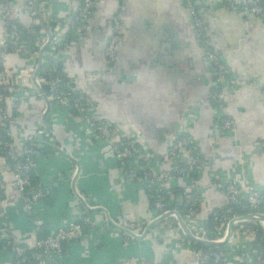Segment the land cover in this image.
<instances>
[{
  "label": "crops",
  "instance_id": "crops-1",
  "mask_svg": "<svg viewBox=\"0 0 264 264\" xmlns=\"http://www.w3.org/2000/svg\"><path fill=\"white\" fill-rule=\"evenodd\" d=\"M238 1L195 0L203 11V39L184 0H98L97 14L80 33L57 49L50 44L40 62L49 40L45 25L53 43L59 35H68L83 0H38V7L36 0H10V20L28 35L35 34L38 50L28 49L24 41V51L15 47L6 57L5 73L15 82L10 90L15 97L7 94L1 101L7 115L5 131L18 153L27 144L38 146L34 187L41 185L50 193L32 200L29 210L26 198L34 199L36 191L28 196L19 191L12 165L0 151V226L5 231L0 264H15L8 241L34 256L41 240L72 224L85 229L83 238L66 244L64 257L50 264H198L202 251L172 217L157 222L143 237L158 219L147 187L127 179L111 143L87 126L82 112L49 98L48 105L36 91L48 57L59 61L66 80L94 105L95 119L109 123L147 152L167 153L183 126L188 127L205 165L197 178L172 180L175 190L195 191L171 199L172 210L183 218L194 199L195 219L205 227L212 211L227 206L228 195L214 186L216 181L238 180L264 198V18L232 8L230 3ZM2 2L0 45L7 35ZM116 14L121 16L123 39L111 73L105 50ZM208 48L220 53L240 80L227 92L225 103L235 123L233 133L219 129ZM45 131L41 143L39 135ZM176 161H150L142 167L162 173L172 170ZM108 215L125 228L146 224L143 238L120 230ZM206 229L210 235L211 228ZM222 246L230 264H239L242 257L250 264H264L243 235L234 233Z\"/></svg>",
  "mask_w": 264,
  "mask_h": 264
},
{
  "label": "built area",
  "instance_id": "built-area-1",
  "mask_svg": "<svg viewBox=\"0 0 264 264\" xmlns=\"http://www.w3.org/2000/svg\"><path fill=\"white\" fill-rule=\"evenodd\" d=\"M97 1L98 0H83L78 15L71 25L70 33L68 35H59L54 43L52 38L50 44L54 45V49L63 45L69 40L70 36L80 33L89 19L97 14ZM184 1L194 19L197 33L204 39L205 25L203 21V11L199 10L195 0ZM226 1L230 2V0ZM263 1L264 0H239L238 2H231L230 5L244 15H256L264 18ZM1 13L6 19L7 35L0 45V105L2 98H4L5 95L3 93L4 91L7 92L10 97H15L10 91L12 86L15 85V82L5 73L6 57L9 52L13 51L11 50L13 47H16L20 51H24V46L20 41L18 29L16 25L10 21V17L13 14L10 0H3ZM112 22L113 29L111 36L106 43L105 50L108 69L111 73L117 64L119 47L123 39V27L120 14H116ZM207 57L214 78L212 99L218 111L219 129L223 133H233L235 123L226 113L225 103L227 92L236 89L237 85L240 84V80L234 75L220 53L208 48ZM58 70V64L56 62L50 74L42 79V82H39L38 79H36L37 88L39 89L36 91L42 94L40 88L43 90V86H47L49 95H47L44 90L43 91L46 94L47 99L49 98L51 102L64 108L82 112L87 126L111 143L116 157L121 162L122 169L125 172L127 179L129 181H139L147 188L156 190L157 196L152 204L155 212L154 219L174 211L170 206V200L175 196H183L186 193L191 194L194 192V189L188 188L184 193H175L171 186L172 180L178 174L183 173V170L176 166H174L172 170L162 173H155L150 167H142V163H149L150 161L161 163L182 157L185 158L186 164L189 166V171L196 170L199 173L202 172L204 168V160L202 156L198 157L194 155L197 146L190 137L187 126H183L180 133L171 141L167 153L156 155L147 152L145 149L140 148L131 137L118 133L109 123L95 119L93 116L95 111L94 105L86 99L84 95L79 93L70 81L64 79L63 74ZM6 119V113L1 110L0 151L6 156L12 165L15 173V185L19 191L25 196H28L29 191L32 189L36 191L33 195L34 199L30 198V196L26 198L28 209L31 210L33 208L32 200L43 199L50 193L48 189H44L41 185L34 187L35 184L33 183L32 171L35 167L36 158L39 155L40 149L36 145H28L22 149L21 153H18L14 143L7 135H5ZM214 186L217 189L226 192L230 202L221 210H214L211 212L209 218L213 220V227L210 230L212 233L208 235L205 225L195 219V213L198 207V201L196 199L191 202L186 217L183 218L180 215L182 220L186 223L196 238L213 241H223L228 235L230 223L234 221L232 235L234 233L243 235L250 245L252 252L262 259L264 263V251H259L253 244L254 241L258 239V235L261 234L262 237H264V222L241 220L240 217L244 215L238 214L235 211V208L231 206V204H234L243 207V209H249L251 212L245 215L257 214L264 218V211H262L264 209V198L262 194L249 184H241L238 180H232L227 183L216 181ZM170 217L179 223L178 215L172 214ZM86 220L91 224V228H97L94 221H90L89 219ZM250 222H254V224H251ZM145 225L146 224L130 225L127 229H130L138 236H142ZM179 225L181 226L180 223ZM84 230L85 229L82 226L76 224L60 228L39 242V251L34 256H30L24 246L15 245L10 241H8V244L11 248V252L14 254L15 264H50L62 259L66 253V244L83 238ZM4 233V228L0 226V243L3 241ZM129 241L130 237L128 236L124 245L128 246ZM229 258L230 257L226 255V253L216 250H202L198 264H230ZM238 263L250 264V261L242 257L239 259Z\"/></svg>",
  "mask_w": 264,
  "mask_h": 264
},
{
  "label": "trees",
  "instance_id": "trees-1",
  "mask_svg": "<svg viewBox=\"0 0 264 264\" xmlns=\"http://www.w3.org/2000/svg\"><path fill=\"white\" fill-rule=\"evenodd\" d=\"M263 4H264V1H263ZM14 25H15V23H14V21L13 20H10ZM17 24V23H16ZM17 29H18V32H19V34H20V41H21V43L23 44L24 43V41H26L27 43H26V46L25 47H27L28 49H30V50H38V47H36V45H35V43H36V36H35V34H29L28 35V33H26L27 31L26 30H23L20 26H18L17 25ZM13 49H15V47H13L11 50H13ZM57 62V64H58V69L60 70V64H59V61H52L51 60V58L50 57H48V58H45L44 59V63L42 64V68H41V70H40V72H39V76L40 77H42V79H44V78H46L47 76H48V74H50V72H51V70L53 69V67H54V64ZM58 70V71H59ZM58 71H57V73H58ZM60 73H62L61 72V70L59 71ZM63 76H64V74H63ZM64 79H67L65 76H64ZM43 90L45 91V93L47 94V95H49V92H48V87L47 86H43ZM1 92H3V91H1ZM5 95H7V92H3ZM1 110H3L2 109V106H0V111ZM6 135V134H5ZM27 145H29V144H27ZM31 145V144H30ZM194 155L195 156H201V154H200V151L198 150V149H196L195 151H194ZM181 158L182 157H180V158H178L177 159V163H176V167H178L179 169H181V170H183L182 172L183 173H181V174H178L177 176L179 177H192V178H197L198 177V175H199V172L198 171H196V170H192V171H189V166L186 164V161H184V160H181ZM204 162V161H203ZM205 165V164H204ZM186 170V171H185ZM33 183H34V181H33ZM35 184V183H34ZM148 189V193H149V195H150V197H151V202H152V204H153V202H154V200H155V197L157 196V192L154 190V189H150V188H147ZM174 191H175V193L176 194H180V193H184V191H181V190H175L174 189ZM195 192V191H194ZM194 194V193H193ZM170 206L174 203V201L173 200H170ZM173 202V203H172ZM230 202V201H229ZM228 202V203H229ZM231 206H233L234 208H235V211L238 213V214H240V215H245V214H248V213H250L251 211L249 210V209H243V207H241V206H236V205H234V204H231ZM216 210H221V208H219V209H216ZM262 211H264V209L262 210ZM182 214V213H181ZM251 224H254V222H250ZM206 227L207 228H211L212 229V227H213V220L211 219V218H209V221H207V225H206ZM192 243L196 246V247H198L199 249H201V250H216V251H219V252H222V253H226V250H225V248H224V246H221V247H211V246H209V245H205V244H203V243H200V242H194V241H192ZM254 246L255 247H257L258 248V250L259 251H264V237H262V235L260 234V235H258V239L256 240V241H254ZM0 245H1V243H0ZM30 256H32V255H30Z\"/></svg>",
  "mask_w": 264,
  "mask_h": 264
},
{
  "label": "water",
  "instance_id": "water-1",
  "mask_svg": "<svg viewBox=\"0 0 264 264\" xmlns=\"http://www.w3.org/2000/svg\"><path fill=\"white\" fill-rule=\"evenodd\" d=\"M36 5H37V7H38V0H36ZM39 15H40V17H41V14H40V13H39ZM41 18H42V17H41ZM44 25H45V23H44ZM45 27H46L47 32H48V35H49V40H48V42L46 43V45H45V46L42 48V50H41V53H40V62H41V60H42V55H43V53H44V50L47 49V47L50 45V43H51V41H52V34H51V31L49 30V28H48L46 25H45ZM40 67H41V64H39V66H38V69H37V71H36V76L38 75V72H39ZM40 91L42 92L43 97L47 100L48 105H50V102H49V100L47 99V96H46V94L44 93V91H43L41 88H40ZM47 129H48V128H47ZM46 133H47V131H45V132L41 133V135H39V138H40L39 141H40L41 143H44V141L42 140V137H43ZM51 146H52V145H51ZM54 148H55V149H58V148H56V147H54ZM58 150H60V149H58ZM102 210H103V209H102ZM172 214H176V215H178L179 222H180L182 228L184 229L186 235H187L188 237L192 238L193 240H195L196 242H200V243H203V244H205V245H209V246H211V247H221V246L224 245L226 242H228V241L230 240V238H231L232 230H233V227H234V221H232V222L230 223V225H229V232H228V235H227V237H226L223 241H213V240L199 239V238H196V237H194V236L192 235V233L190 232L188 226H187L186 223L182 220V218H181L180 214L178 213V211H172V212H170V213H168V214H165V215L161 216V217L158 218L157 220L153 221V222L147 227V229L145 230V233H144L143 237H145V236L147 235V233L149 232L150 228H151L152 226H154L157 222H160V221H162V220H164V219L170 217ZM107 218H108V221H109L111 224H113V225H115L116 227L120 228V230H122V231H124V232L130 234V235H131L132 237H134L135 239H142V238H143V237H141V236L136 235V234H135L133 231H131L130 229H127V228H125V227H121V226H119V225H116V224L114 223V221L111 219V217H110L109 215L107 216ZM240 219H241V220H250V221H261V222H264V218L261 217V216H259V215H257V214L244 215V216H241Z\"/></svg>",
  "mask_w": 264,
  "mask_h": 264
}]
</instances>
